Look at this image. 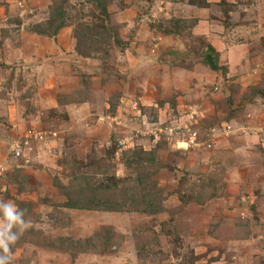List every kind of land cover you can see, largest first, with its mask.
<instances>
[{
  "label": "rangeland",
  "instance_id": "rangeland-1",
  "mask_svg": "<svg viewBox=\"0 0 264 264\" xmlns=\"http://www.w3.org/2000/svg\"><path fill=\"white\" fill-rule=\"evenodd\" d=\"M0 200L11 264H264V0H0Z\"/></svg>",
  "mask_w": 264,
  "mask_h": 264
},
{
  "label": "clouds",
  "instance_id": "clouds-1",
  "mask_svg": "<svg viewBox=\"0 0 264 264\" xmlns=\"http://www.w3.org/2000/svg\"><path fill=\"white\" fill-rule=\"evenodd\" d=\"M25 211L12 202L0 200V264H11V245L30 226L24 219Z\"/></svg>",
  "mask_w": 264,
  "mask_h": 264
},
{
  "label": "built area",
  "instance_id": "built-area-1",
  "mask_svg": "<svg viewBox=\"0 0 264 264\" xmlns=\"http://www.w3.org/2000/svg\"><path fill=\"white\" fill-rule=\"evenodd\" d=\"M15 2L18 6H21V7H23V5L25 4V0H15ZM44 138H45V134L43 135V132H36L34 128H31L28 130V133L25 135V140L23 141V143H24V146H27L29 145L31 141H35V142L37 141L39 143L43 141ZM191 141L194 142V140H191ZM11 151L14 157H21L23 153V144L20 143L19 140H16L12 144Z\"/></svg>",
  "mask_w": 264,
  "mask_h": 264
},
{
  "label": "trees",
  "instance_id": "trees-1",
  "mask_svg": "<svg viewBox=\"0 0 264 264\" xmlns=\"http://www.w3.org/2000/svg\"><path fill=\"white\" fill-rule=\"evenodd\" d=\"M208 60H209V64H210V66H211L214 70H216V69H217V66L213 63V61H212V59H211L210 56H208Z\"/></svg>",
  "mask_w": 264,
  "mask_h": 264
}]
</instances>
